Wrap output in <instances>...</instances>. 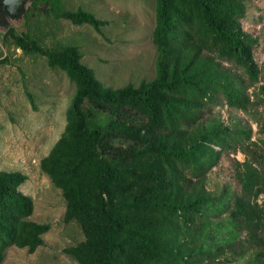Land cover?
Listing matches in <instances>:
<instances>
[{"label":"trees","instance_id":"obj_1","mask_svg":"<svg viewBox=\"0 0 264 264\" xmlns=\"http://www.w3.org/2000/svg\"><path fill=\"white\" fill-rule=\"evenodd\" d=\"M36 10L98 31L107 23L89 10L65 9L62 0H34L26 20ZM246 11V0H155V77L118 88L83 62L78 45L48 48L15 26L3 33L1 46L12 40L75 84L64 131L41 169L62 191L64 220L84 234L64 250L80 264H202L215 249L196 224L230 202L211 196L204 176L240 137L220 121L200 120L218 96L245 111L257 102L248 87L259 79L258 38L242 25ZM240 133L251 138L250 129ZM235 176L242 193L231 216L254 233L264 219L257 202L264 172L254 161L236 160ZM27 179L0 170V264L10 246L36 251L51 227L30 219L34 201L20 190Z\"/></svg>","mask_w":264,"mask_h":264},{"label":"rangeland","instance_id":"obj_2","mask_svg":"<svg viewBox=\"0 0 264 264\" xmlns=\"http://www.w3.org/2000/svg\"><path fill=\"white\" fill-rule=\"evenodd\" d=\"M246 4L242 25L258 38L254 56L260 68L259 79L248 87L257 102L245 111L230 107L218 96L201 117L200 122H222L240 137L204 176L209 194L225 197L230 204L219 213L205 212L196 224L198 230L205 229L200 238L215 248L202 264H264V219L261 229L251 233L231 216L234 196L242 193L235 176L236 160L254 161L264 172V0H246ZM62 6L89 10L107 23L98 31L89 24L77 25L36 10L29 20L25 18L14 26L29 31L48 48L78 45L83 62L106 86H138L155 77V0H62ZM0 33V170L21 171L28 176L20 190L34 201L30 219L51 226L36 251L10 246L1 264H80L64 250L82 241L84 234L77 222L64 220L66 200L62 191L41 169L42 158L64 131L75 84L63 70L51 68L45 57L24 53L12 40L1 46L3 31ZM225 64L246 75L241 67ZM249 129L250 139L240 133ZM188 177L194 175L189 173ZM257 202L264 210V195Z\"/></svg>","mask_w":264,"mask_h":264},{"label":"water","instance_id":"obj_3","mask_svg":"<svg viewBox=\"0 0 264 264\" xmlns=\"http://www.w3.org/2000/svg\"><path fill=\"white\" fill-rule=\"evenodd\" d=\"M34 0H0V29L7 31L14 23L25 19V13Z\"/></svg>","mask_w":264,"mask_h":264}]
</instances>
